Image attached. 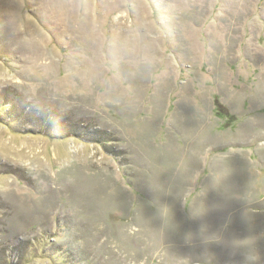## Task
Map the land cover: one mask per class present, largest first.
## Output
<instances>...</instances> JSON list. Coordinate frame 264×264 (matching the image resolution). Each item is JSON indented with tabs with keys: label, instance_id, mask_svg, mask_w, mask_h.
<instances>
[{
	"label": "rangeland",
	"instance_id": "obj_1",
	"mask_svg": "<svg viewBox=\"0 0 264 264\" xmlns=\"http://www.w3.org/2000/svg\"><path fill=\"white\" fill-rule=\"evenodd\" d=\"M0 264H264V0H0Z\"/></svg>",
	"mask_w": 264,
	"mask_h": 264
}]
</instances>
